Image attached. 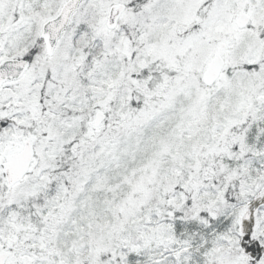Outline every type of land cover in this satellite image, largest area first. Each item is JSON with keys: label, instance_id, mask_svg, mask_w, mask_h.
I'll return each instance as SVG.
<instances>
[{"label": "snow or ice", "instance_id": "6c2138e0", "mask_svg": "<svg viewBox=\"0 0 264 264\" xmlns=\"http://www.w3.org/2000/svg\"><path fill=\"white\" fill-rule=\"evenodd\" d=\"M0 264H264V0H0Z\"/></svg>", "mask_w": 264, "mask_h": 264}]
</instances>
